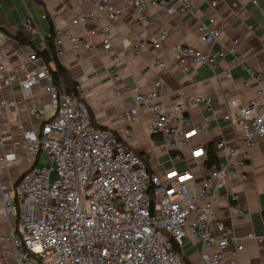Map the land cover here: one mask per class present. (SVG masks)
I'll return each instance as SVG.
<instances>
[{
	"label": "built area",
	"instance_id": "obj_1",
	"mask_svg": "<svg viewBox=\"0 0 264 264\" xmlns=\"http://www.w3.org/2000/svg\"><path fill=\"white\" fill-rule=\"evenodd\" d=\"M93 2L99 10L108 6L102 16H89L82 21L98 25L103 36V49L111 53L113 61L120 57L114 53L109 38V20L122 13V8L110 6L109 0H83ZM259 5L258 0H251ZM142 13L151 5L181 13H194L191 0H132ZM213 6L217 0L211 2ZM264 14V10L260 8ZM81 19V18H80ZM80 22L75 19L74 23ZM200 22L196 32L201 41L210 44L221 36V30L213 24ZM4 40L9 39L3 34ZM155 48H161L167 40V32L159 30L148 37ZM73 48L80 40L71 36ZM61 43V39L57 40ZM172 50L180 58H190L196 64L218 66L217 56L205 53L193 46L176 43ZM237 51V41L230 48H222L218 56ZM29 68L21 81V88L29 92L42 79L48 81L50 101L29 107V112L41 116L50 111L39 132L27 129L16 146L36 155L37 164L27 170L16 186L5 187L0 182V195L6 215L17 218L10 238L14 257L18 264H182L180 257L171 250V237L180 246L191 235L205 247L216 251L204 254L206 264H228L224 249L234 245L233 254L244 249V244L233 235L223 220L217 218L216 204L228 180L245 179L244 168L249 160V150L258 140H264V85L261 74L255 76L259 86L254 96L243 105L233 102L237 108L235 121L241 129L242 141L230 145L225 141L214 144L216 151H223L219 163L205 168L201 176L191 169L182 172L171 170L162 178L145 160L115 132L99 126L92 118L89 106L81 92L67 93L54 82L50 68L31 50ZM164 67L165 63H159ZM250 73L253 69L248 68ZM13 77L0 61V89L11 85ZM138 87H141L138 84ZM161 82L154 88L135 94V103L124 111L126 120L135 123L140 108L152 116L151 131L159 136V145L170 152L173 160L182 159L181 150L190 140L209 127L205 120L194 125L189 109L195 105L209 106L210 96L189 95L173 106L160 102ZM118 92V90H115ZM12 102L0 97V108ZM6 142L0 134V149ZM203 148L194 155H205ZM16 158L14 153L0 155V162ZM150 191L156 200L151 203ZM232 200L235 195L230 192ZM238 213L243 211L238 208ZM243 238H257L264 248V236L248 233ZM2 239H5L3 237ZM1 263V262H0Z\"/></svg>",
	"mask_w": 264,
	"mask_h": 264
},
{
	"label": "crops",
	"instance_id": "obj_2",
	"mask_svg": "<svg viewBox=\"0 0 264 264\" xmlns=\"http://www.w3.org/2000/svg\"><path fill=\"white\" fill-rule=\"evenodd\" d=\"M174 4L177 0H169ZM194 13H181L151 5L144 10L147 20L141 22L142 13L132 0H109L112 7L122 8V13L109 20L113 51L120 60L115 62L111 53L103 49V36L93 22L82 18L93 14L102 16L93 3L83 0H0V61L13 77L11 85L0 89V97L11 100L12 105L0 108V134L6 142L1 154L14 153L16 158L0 162V182L5 187L16 186L20 177L38 162L36 155L16 146L27 129L39 132L47 121L50 111L41 116L29 112V107L50 101L48 81L42 79L29 92L21 88L25 72L32 67L29 60L31 50L42 51L46 38L53 30L58 59L67 68L89 106L95 123L117 133L138 154H143L148 166L162 178L171 170L182 172L191 169L198 177L206 168V155H194L200 148L207 150L219 141L238 145L242 132L235 121L237 108L254 96L259 82L255 76L261 74L264 85V0L255 5L251 0H191ZM81 18V19H80ZM221 30L220 38L207 44L199 38L196 28L200 22L209 23ZM75 19L80 22L74 23ZM159 30L167 32V40L161 48H155L148 38ZM3 34L9 39L4 40ZM71 36H77L80 44L73 48ZM61 43H57L58 39ZM237 41V51L217 54L222 48H230ZM176 43L193 46L205 53L217 56L218 66L196 64L190 58H180L172 50ZM165 63L159 67V63ZM253 69V73L248 68ZM161 82L160 102L173 106L189 95L210 96L209 106L195 105L189 109L194 125L205 120L209 127L192 138L181 150L182 159L173 160L169 151L159 145V137L151 131L152 116L140 108L135 123L126 120L124 111L135 103V94L154 88ZM140 84L141 87H138ZM118 90V92H115ZM215 150V149H214ZM216 151V150H215ZM223 159L224 152L216 151ZM249 160L244 168L245 179L228 180L217 204V218L232 229L233 235L244 244V249L233 254L234 245L224 249L229 256L228 264H264V248L257 238L245 239L253 233L264 236V140L260 139L249 150ZM219 159V160H220ZM230 192L235 195L232 200ZM240 208L243 213H238ZM16 217L9 218L0 195V264H18L14 257L11 230ZM5 237V239H2ZM182 256L188 264H206L204 254L216 251L188 235L181 246Z\"/></svg>",
	"mask_w": 264,
	"mask_h": 264
},
{
	"label": "trees",
	"instance_id": "obj_3",
	"mask_svg": "<svg viewBox=\"0 0 264 264\" xmlns=\"http://www.w3.org/2000/svg\"><path fill=\"white\" fill-rule=\"evenodd\" d=\"M56 33L52 30L46 38V47L42 51H37L38 55L42 57L44 62L50 68V71L53 75L54 82L57 86L64 89L67 93H75L80 96L78 90L76 89V82L71 79L68 74L67 68L60 62L58 59V49L56 46ZM159 137V136H158ZM206 159H205V166L206 168L211 167L213 164L219 163V157L216 151L210 145L206 150ZM147 163L146 159L144 158L143 154H139ZM148 164V163H147ZM150 198L151 203L154 206L156 196L153 191H150ZM264 215V212H263ZM168 240L171 243V250L174 251L181 259L182 264H188L184 256H182V250L179 243L173 240L171 237L167 236Z\"/></svg>",
	"mask_w": 264,
	"mask_h": 264
}]
</instances>
